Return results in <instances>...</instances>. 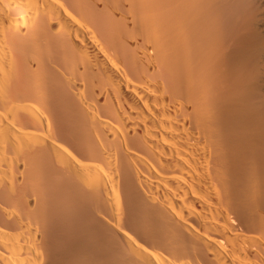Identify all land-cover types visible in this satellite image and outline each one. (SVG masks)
I'll return each instance as SVG.
<instances>
[{"label": "bare ground", "instance_id": "obj_1", "mask_svg": "<svg viewBox=\"0 0 264 264\" xmlns=\"http://www.w3.org/2000/svg\"><path fill=\"white\" fill-rule=\"evenodd\" d=\"M0 264H264V0H0Z\"/></svg>", "mask_w": 264, "mask_h": 264}]
</instances>
